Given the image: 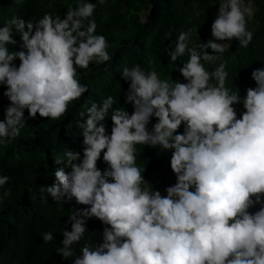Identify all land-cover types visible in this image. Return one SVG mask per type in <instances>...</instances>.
Returning a JSON list of instances; mask_svg holds the SVG:
<instances>
[{
	"label": "clouds",
	"instance_id": "9594fccd",
	"mask_svg": "<svg viewBox=\"0 0 264 264\" xmlns=\"http://www.w3.org/2000/svg\"><path fill=\"white\" fill-rule=\"evenodd\" d=\"M98 4L105 0H77L67 5L63 19L51 13L39 20L13 16L0 27V85L9 100L0 120V146L19 138L28 118L65 117L69 105L89 91L80 71L113 61L106 36L97 34ZM150 9L142 22H147ZM254 17L249 0H219L212 39L192 45L195 30L188 29L165 49L173 70L186 82L161 79L150 56L149 70L134 63L121 71L122 79L130 82L124 104L132 105L131 114L125 106L114 107L117 98L112 95L80 113L88 117L78 123L83 156L66 150L55 157L65 167L55 170V183L40 191L42 203H48V194L62 207L73 200L84 206L69 210L66 224L71 230H63V246L56 247L64 260L264 264V68L252 71L256 87L247 88L242 97L239 89L226 87L229 72L223 57L233 39L239 48L249 47ZM185 55L181 67L177 61ZM217 61L214 69L206 67ZM238 104L244 109L239 117ZM138 146L171 153L176 182L166 187V195L147 187L146 169L137 164ZM101 160L103 170L98 167ZM10 180L0 175V205L11 196V188L5 187ZM92 218L104 226L102 242L85 236ZM40 236L44 244L55 239L51 231Z\"/></svg>",
	"mask_w": 264,
	"mask_h": 264
},
{
	"label": "trees",
	"instance_id": "16d2710c",
	"mask_svg": "<svg viewBox=\"0 0 264 264\" xmlns=\"http://www.w3.org/2000/svg\"><path fill=\"white\" fill-rule=\"evenodd\" d=\"M88 2L95 3L96 0ZM249 2L255 10V17L249 22V28L254 32L253 41L247 49H242L238 47L239 42L233 39L230 51L223 54L229 72L226 87L233 92L239 89L242 97L246 95L247 88L256 87L252 71L264 68V0ZM76 3L77 0H0V27L13 16L39 20L45 13H51L53 16L59 14L63 19L67 5ZM149 6L151 9L145 23L142 16ZM218 8L219 0H105L104 5L98 4L94 13L97 34L106 36L108 51L115 54L113 61L103 65L92 63L88 70L80 71L81 83L87 84L89 91L80 101L69 105V113L65 117L51 120L37 114L34 120L28 118L19 138L7 146H0V161L5 159L0 162V175L11 177L5 187L12 190L11 196L0 205V264H73L71 259L64 260L57 254L56 247L63 246V230H71V225L66 224L69 210L84 206L73 200L62 207L54 203L48 194H45L48 203L41 202L42 187L52 186L55 170L65 167L64 163L57 165L54 158L62 157L66 150L79 151L83 156L82 129L78 123L86 122L87 114L81 117L80 113L93 102L99 107L104 98L112 95L117 98L114 107L125 106L131 114L132 105L124 104V94L130 82L122 79L123 67L140 63L147 71L151 67L148 64L151 56L155 58V69L161 79L186 82L179 71L173 70L165 49L179 32L188 29L195 30L191 34L192 45L212 39L211 24ZM169 34L171 40H168ZM15 38L19 40V36ZM15 50H19L18 46ZM207 51L212 54L211 49ZM187 59L185 55L177 64L182 67L180 62L184 63ZM15 63L19 65L18 60ZM218 63L206 64V67L214 69ZM4 91L5 86L0 85V120H3L4 110L9 105ZM235 107L239 117L244 111L243 106L238 104ZM25 117H28L27 110ZM155 122L153 118L152 124ZM107 124L110 132V119ZM163 151L138 146L137 164L146 169L144 178L150 183L147 187H154L166 195V187L173 185L176 177L170 168L171 153ZM98 167L103 170L106 165L101 160ZM65 171L68 169L65 168ZM87 227L86 238L90 242H102V223L92 218L87 221ZM47 231L55 237L50 244H44L40 236Z\"/></svg>",
	"mask_w": 264,
	"mask_h": 264
}]
</instances>
